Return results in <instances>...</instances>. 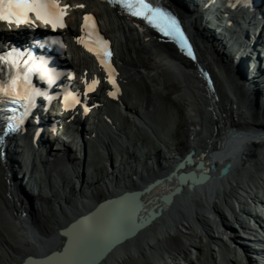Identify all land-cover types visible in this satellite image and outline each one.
Segmentation results:
<instances>
[{"label": "bare ground", "instance_id": "1", "mask_svg": "<svg viewBox=\"0 0 264 264\" xmlns=\"http://www.w3.org/2000/svg\"><path fill=\"white\" fill-rule=\"evenodd\" d=\"M64 1L72 4L66 34L70 37V63L76 71L89 79L92 76L90 66H96L74 41L75 32L79 30L78 18L90 11L99 16L109 37L115 40L119 37L116 58L121 66L117 78L107 79L98 73L102 76L101 96L92 95L98 112L87 118L91 125L94 123L92 128L88 131L75 128V133L71 132L72 125H82L80 113H73L58 133H52L54 144L62 146L55 152L56 156L34 155L33 135L29 131L18 139L3 143V149L0 148V264H22L28 255H50L55 250H62L67 237L69 242L62 254L44 262L29 261L27 264H88L94 261L109 241L123 237L135 223L132 217L134 203L123 197L104 204L91 216L96 226L77 224L67 235L60 234L58 229L92 210L102 199L141 188L156 177L164 176L190 147L210 150L212 153L204 154L202 158L215 166H221L226 158L214 153L215 149L226 147L231 166L221 177H211L192 189L183 188L170 204L160 202L158 197L176 184L175 179H165L140 195L139 201L144 207L150 208L159 202L163 205L162 215L156 218L161 222L151 227L155 219L115 246L96 264H124L132 257L136 264H205L207 258L211 264H219L223 244L231 247L230 252H235V257L237 251H242L245 264H256L251 253H256L257 248L250 245L255 238L264 259V110L259 109V95L251 91L239 69L245 62L247 74L254 83L258 80L260 83L264 78V73L257 67V60L264 65V45H261L264 20H240L242 7H236L229 10V16L233 21H240L235 27H227L203 11L205 0H199L196 6L193 0H174L172 8L181 18L197 52L192 61L181 54L176 45L150 38L146 30L98 0ZM82 4L83 7H79ZM0 27L4 28L3 25ZM234 29L240 33L237 39ZM249 48L253 50L247 54ZM180 72L184 78H176ZM207 74L211 83H208ZM187 76L204 93L202 106L208 110L209 122L203 121L198 114V106L188 92L187 83L191 81ZM125 77L134 78L135 82L129 86H143V94L152 92L154 87H162L183 113V131L170 147L164 145V149L155 151L156 148L150 150L148 145L137 146L140 153L147 155L145 160L134 149L136 142L129 137V131L139 124H147L142 109L148 95L141 103H136V96L132 100L125 93L119 95L115 83L118 79V83L127 86ZM112 107L121 119L113 116ZM110 116L114 119L110 122L112 127L108 124L114 137L111 140L120 138L123 141L127 161L121 162L122 167L116 165L118 160L109 150L114 143L108 144L106 139V145L101 147L108 149L103 158L111 168L104 170L100 160H90L91 141L101 136L99 130V133L95 130L99 126L95 119L104 122L101 118L107 120ZM227 129L233 134L225 135ZM101 134L102 137L105 135ZM77 141L79 151H83L80 155L74 153L72 146ZM92 163L96 167L89 169ZM96 173L99 176H95ZM24 182L30 186L32 198L27 197ZM51 207L63 217L57 213L56 217L46 215V219L44 214L38 213L50 214ZM235 222L247 235L238 233Z\"/></svg>", "mask_w": 264, "mask_h": 264}, {"label": "rangeland", "instance_id": "2", "mask_svg": "<svg viewBox=\"0 0 264 264\" xmlns=\"http://www.w3.org/2000/svg\"><path fill=\"white\" fill-rule=\"evenodd\" d=\"M118 35H120V34L118 33ZM117 62H118V60H117ZM180 74H181V72H180ZM175 76H176V78H181V77L184 78L185 77L182 74L180 76L179 75H175ZM189 76H190V74H189ZM172 77H173V75H172ZM125 78H127V77H125ZM130 78H131V81H130ZM130 78L129 79L127 78V81H128L127 82V86L124 84L122 86L120 85L121 88L118 87L119 88V95L123 96V94L125 93V95L128 96V98H130V99L132 98V100H134L133 97L136 96L135 97L136 103H141L142 101H145L146 95H148V99H146L144 108L142 109V114L144 115L145 119L147 118V120H146L147 124H144V125L139 124L140 126L138 125V126L132 127V129L129 131V137L131 138V140H133L134 142H136L134 144L135 145L134 149L138 153L139 151L137 150V146H139V147H146V145H148V147H149L150 150L151 149L154 150L156 148L155 151H157L158 149H164V145H168L170 147L171 143H174V141H175L174 138L179 137V134L182 133V131H183V124H182V122H183V120H182V116L183 115L182 114L183 113L180 110V106L177 105V102L174 101V99H171L167 95V93L162 89V87H159L158 86V88H156L158 90H156L155 87H154V89H153L152 92L155 95H153L152 92H150L148 94H146V93L143 94V92H144L143 91V88H142L143 86L142 87L141 86H138V85H136L134 87L129 86V84H131L133 82V79H134L133 77H130ZM187 79L190 80L191 82H193V84L191 82L190 83H187V88H189L188 89V92L193 97L194 101L196 102V105L198 106V114H199L200 118L203 121H205V122H209L210 117H209V113H207L208 110H206L204 108V106H202V104L204 102V100H203L204 97H202V95H204L203 91L201 89H199L198 87H196L194 81L191 80L192 78H190V77L187 76ZM119 84H120V82L118 83V85ZM121 84H123V82ZM123 87H126V90ZM130 91L132 92V94L129 93ZM134 91H135V95L133 94ZM125 95H124V97H125ZM152 96H153V99H150V98H152ZM261 104H263V103L260 101V104H259L260 107H259V109L261 111H263L264 110V104H263V106ZM112 108H111V111L112 112L113 111L115 112L114 108L113 109ZM117 114L119 115V117H117L115 115L116 118L121 119L120 114L119 113H117ZM113 116H114V114H113ZM110 121H112V120H110ZM110 121L109 120H105L104 123L102 122V123L99 124L101 126H98L95 130L97 132L99 130L101 136L98 135V137H96L94 139L95 141H91V153H90V155H91L90 157L91 158H90V160L92 162H95L96 160H100V164L104 167V170H105V168L106 169L109 168V170L111 168L110 163H108L103 158V156H105L107 154L108 149L105 148V150H104V147H101V146L106 145V143H108V144L111 143V142L114 143V146H112L111 149L109 148V150L114 152L115 157L118 160V162L116 163L117 166L120 165L122 167L121 162H123V161L126 162L127 161V159H126L127 158L126 157L127 155H126V153L124 151L125 150V146L123 145V141L120 138L117 141H114V142H113V140H111L114 137H112V129H111L113 123H110ZM148 122L150 123V125H149ZM88 123L91 124L90 121ZM119 123H120V121H119ZM108 124H111V127H110V125L108 126ZM107 126H108V128H107ZM100 127H102V128H100ZM130 132H131V134H130ZM101 133H104L105 135L104 134L103 135L105 137L104 136L102 137V134ZM106 134H108V136H109L108 138H107ZM92 142L94 144H92ZM126 142H128V141H126ZM96 143H98V144H96ZM72 146H73L74 153H76L78 155H80L81 153H83V151L82 152L79 151V149H80L79 146L80 145H79L78 141L77 142H74ZM99 149H100V151H99ZM166 149L168 150V148H166ZM100 152H102V154ZM141 153L139 152L138 154L140 156H143L142 159L145 160L144 158H145V156L147 158V155H144L143 153H142L143 154L142 155ZM54 155H55V153H54ZM100 155H102V157H100ZM95 167H96L95 163H92V165H91V167H89V169H93ZM239 175H241V174H239ZM95 176H99V174L96 173ZM250 176H251V173L248 174V177H250ZM100 177H102V176L100 175ZM25 187H26V185H24V188ZM28 187L30 188L29 185L27 186V188ZM27 197L32 198V196L29 193H28V196ZM38 213H40L41 215L44 214L45 216L43 215V218H46V219H47L46 215L47 216L53 215V216L56 217L57 216L56 215L57 213L61 217H63V214L61 212H59L58 210H56L55 208H52V207H51L50 214H49V212L48 213L47 212H44L43 213L41 211L38 212ZM246 220L249 221L248 219H246ZM160 222H161V219H156L151 224V227H153L154 225H156V224H158ZM234 226L236 227V229H238V233L239 234H242V235H245L246 234V232L242 230L243 228L241 227V225L239 223H236L235 222L234 223ZM253 233H255L257 235H260L259 232L257 233V232L254 231ZM257 235H254L253 234L254 237H256ZM255 239H253L254 241L251 242L250 245H252V247H255L256 246V247L259 248V245L256 244L257 243V238H255ZM226 246L227 245H224L223 244L221 250L219 251V264H230V263L231 264H235V263L245 264L243 262L245 260V257H244V254H242L243 253L242 251H237L236 252L237 257H235V252H233V253L230 252L231 251L230 250L231 247L228 248V246L227 247ZM191 256L193 258L196 257L195 253H192ZM236 258H239L238 261H237ZM229 259H233V261L230 262ZM262 261H264V259H262V258L259 257V261L256 260V264H259V262H262ZM136 263H137L136 259L132 257L131 259L126 260V262L124 264H136ZM205 264H211L209 258L206 259Z\"/></svg>", "mask_w": 264, "mask_h": 264}, {"label": "water", "instance_id": "3", "mask_svg": "<svg viewBox=\"0 0 264 264\" xmlns=\"http://www.w3.org/2000/svg\"><path fill=\"white\" fill-rule=\"evenodd\" d=\"M158 3L164 4L165 8L168 10L169 13H172L178 18V20L182 23L181 18L179 15L175 12V10L172 8V4L170 0H157ZM183 24V23H182ZM184 26V25H183ZM156 35V34H155ZM158 39L165 40L166 42H169L173 45H175L172 41L164 39L162 36L160 37L157 35ZM191 39V38H190ZM195 48V46H194ZM179 49V48H178ZM181 54H184L181 50H179ZM196 52V51H195ZM197 54V52H196ZM185 55V54H184ZM188 57V56H187ZM189 58V57H188ZM191 60V59H190ZM240 69V68H239ZM248 68L247 66L245 69H242L241 76L246 81L247 85L250 87L251 91L253 93H256L259 95L260 101H264V79L261 80L259 83L252 84L249 80L248 76H246L243 72H247ZM208 83L211 81L209 80V75L206 76ZM264 103V102H263ZM232 131L226 130L225 135L230 136L232 135ZM227 149L226 148H220L217 147L214 151L218 156L225 157L224 163L221 166H215L212 164H208L202 156L204 154H210L212 153L210 150H199L195 147H190L181 157L180 160L173 165V168L164 176L156 177L155 179L151 180L147 184H145L143 187L133 190H125L123 193L117 195L108 197L105 199H102L96 206L88 211L87 213H83L79 215L77 218L72 220L67 226L61 227L58 229V232L60 234H66L68 230H70L75 225L84 224L87 227L96 226L92 220H94L91 216L104 204L117 201L122 199L123 197L126 198V200L134 203L133 205V220L135 218V223L131 226L130 230H128L127 234H125L123 237H117L112 241H109L106 245L104 251H102L97 258L89 262L88 264H96L100 262L102 259L106 257V255L118 244L124 242L128 238L136 235L138 231L148 226L150 223H152L156 218H158L160 215H162V209L163 205L159 204L160 202H163L164 204H170L173 200L174 195L178 194L183 188L187 187L188 189H192L195 184L202 183L203 181L208 180L211 177H221L228 171L229 167L231 166L232 160L227 158L226 154ZM171 180L173 181L175 179L176 184L171 186L167 192H164L161 194L158 199L160 200L159 203L153 204L150 208L144 207L143 203L141 204L139 201L140 195L143 193L151 190L155 186H157L159 183H161L163 180ZM143 211V212H141ZM69 242V237H67L65 244L62 248V250H55L53 253L47 256H27L22 264H27L29 261H32L34 263L44 262L45 260L51 259L55 257L58 254H62Z\"/></svg>", "mask_w": 264, "mask_h": 264}, {"label": "snow or ice", "instance_id": "4", "mask_svg": "<svg viewBox=\"0 0 264 264\" xmlns=\"http://www.w3.org/2000/svg\"><path fill=\"white\" fill-rule=\"evenodd\" d=\"M109 2L123 4L132 15L144 17L149 23H155L160 19L170 21V26L179 31L174 17H169L162 9L153 7L150 3L146 2V0H109ZM58 7L59 5L55 3L50 4L46 2V0H0V21H5L8 24L16 23L17 25L22 23H34V21L29 19V14L35 13L37 18L42 19L46 24L51 23L52 27L55 28L63 25L59 23L58 16L56 19L51 18L53 13L50 12L49 9ZM79 7H83V5H79ZM89 19L90 17L85 15L84 20L86 24ZM162 30L164 29L162 28ZM106 55H110V53H106ZM101 62L103 63V61ZM97 83V80L92 81L93 85ZM113 83L115 82L113 81ZM89 90H91V87ZM3 91L7 94V90ZM112 94L113 93H110V95ZM25 99H28V97H25ZM16 127H18V125L12 123L8 124V129L10 131H14Z\"/></svg>", "mask_w": 264, "mask_h": 264}]
</instances>
